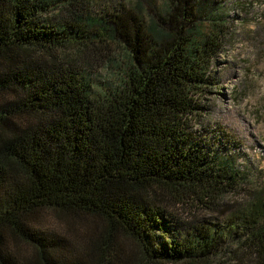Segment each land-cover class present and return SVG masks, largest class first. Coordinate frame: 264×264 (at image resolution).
I'll use <instances>...</instances> for the list:
<instances>
[{
    "label": "trees",
    "instance_id": "1",
    "mask_svg": "<svg viewBox=\"0 0 264 264\" xmlns=\"http://www.w3.org/2000/svg\"><path fill=\"white\" fill-rule=\"evenodd\" d=\"M151 1L146 18L140 1L0 0V264H68L38 228L48 211L99 224L88 262L69 264H264L258 173L220 157L234 146L223 133L193 131L226 36L221 0ZM114 48L112 81H92L85 58ZM166 197L225 216L188 225Z\"/></svg>",
    "mask_w": 264,
    "mask_h": 264
},
{
    "label": "rangeland",
    "instance_id": "2",
    "mask_svg": "<svg viewBox=\"0 0 264 264\" xmlns=\"http://www.w3.org/2000/svg\"><path fill=\"white\" fill-rule=\"evenodd\" d=\"M130 1L142 3L146 18L154 16L156 8L153 1ZM159 1L156 0V6H159ZM219 11L225 23L223 31L226 36L222 53L213 64L212 86L201 98L205 111L193 123V131L204 132V136L223 133L222 137L231 140L234 146L227 148L226 143L220 157L234 159L238 169L246 167L251 173H258L251 187L259 188L264 186V0H221ZM107 51L100 50L85 58L90 62L85 72L92 81H112L113 67L108 58L113 57L119 63L125 61L123 50L114 48ZM246 199L245 193L241 192L226 196L224 202L226 206L243 204ZM164 205L188 225L216 221L225 216L219 210L209 212L198 209L200 206L190 201L181 204L170 197L164 198ZM233 206L227 207L226 215L236 210L237 206ZM98 225L91 218H75L54 211L44 213L38 222L43 233L57 240L54 251L66 257L68 264L77 258L88 262L82 247ZM62 242L64 250L60 249ZM120 244L127 253L133 255L138 252L136 244L127 239H121ZM20 252L24 257L33 254V250L24 245ZM60 258L56 255L57 264H60Z\"/></svg>",
    "mask_w": 264,
    "mask_h": 264
}]
</instances>
